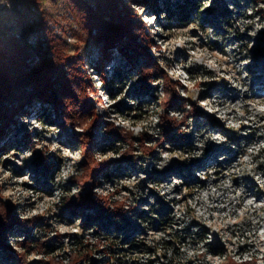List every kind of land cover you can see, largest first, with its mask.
<instances>
[{
  "label": "clouds",
  "instance_id": "9594fccd",
  "mask_svg": "<svg viewBox=\"0 0 264 264\" xmlns=\"http://www.w3.org/2000/svg\"><path fill=\"white\" fill-rule=\"evenodd\" d=\"M126 2L133 17L142 24L134 33L155 58V66L143 67L123 86L114 83V88L121 89L114 96L105 90L104 79L110 74L112 64L99 74L86 58L75 59L74 64L65 67L69 81L76 78L86 81L79 86L72 84L77 99L94 102L91 114L82 115L80 103H74L71 97L63 99L68 113L64 123L72 127L80 140L75 147L56 139L60 127L49 125L42 118L19 117L29 133L38 135L31 137V147L27 150L11 148L0 154V222H7L10 203L19 220L32 229L35 239L10 234L9 247L20 264H74V261L75 264L93 261L98 264H264V95L253 94L252 76L246 70L252 63L250 53L256 39L264 32V0H237L240 8L237 3L229 2L228 10L233 16L227 23L221 22L222 33L211 26H201L199 20V14L211 8L213 0H199L195 20L168 28L158 23L169 22L166 12L157 16L149 14L146 6L136 0ZM34 3L50 29L45 34L52 62L64 65L70 58L82 57L90 33L85 27L87 13L76 7V0H34ZM11 7L12 0H0V8ZM179 53L184 54L181 59H177ZM113 54L119 55V49H113ZM157 66L177 83L175 92L183 101L179 109L169 107L172 93L165 90L164 79L155 75ZM197 66L202 71L192 73L190 69ZM142 77H147L155 89L154 99L143 104L128 95L133 83ZM193 83L199 86L193 88ZM212 84L225 85L229 94L203 95ZM231 93L236 94L235 98ZM121 102L130 108L118 110ZM196 109L205 114L199 120ZM205 116L214 117L226 132L244 139L236 143L219 130L202 127ZM98 119L103 121L101 134L115 130L123 139L111 147L89 151L88 133ZM166 122L178 134H191V146L178 148L165 142L162 126ZM209 143L227 146L236 155L233 159L228 153H221L216 163L194 168L196 183H186L175 175L168 181H154L145 171L131 169L122 176L109 178L103 172L93 176L102 166L107 165L111 170L114 161L125 157L136 161L139 169L150 171L151 164L162 172L173 161L201 160ZM36 151L44 157L55 155L60 161L50 180L51 193L33 187L31 172L16 174L11 164H7L11 162L23 168ZM152 153L157 154L155 158ZM90 159L95 163L81 181ZM249 180L254 187L249 185ZM85 184L93 185L92 194L113 213L131 214L137 207L149 213L147 218L133 217L144 232L122 242V235L98 232L96 225L85 228L82 217L69 221L60 216L73 198L80 201ZM157 197L171 209L166 216L169 223L163 229L153 227V221L161 219L156 210L160 208ZM141 199L147 203L140 204ZM202 229L206 234H201ZM105 236L116 241L117 247H112ZM53 240L54 246L46 247ZM217 240L222 252L213 248Z\"/></svg>",
  "mask_w": 264,
  "mask_h": 264
},
{
  "label": "rangeland",
  "instance_id": "374dc122",
  "mask_svg": "<svg viewBox=\"0 0 264 264\" xmlns=\"http://www.w3.org/2000/svg\"><path fill=\"white\" fill-rule=\"evenodd\" d=\"M116 3L118 10L121 12L122 16L128 15V17L132 18L135 23L133 24V28H140L142 27V24L140 23L138 18L133 17L132 10L129 8L126 0H109ZM26 5L25 7L30 9L29 11L33 14L32 17L24 19L22 17V12L26 11L25 8H21L20 4L21 1L17 2V10L18 12H12L7 8H0V23L1 26L8 30V34H11V38L14 40H17L19 43H28L31 46L35 47L36 49H39L40 52L44 53L45 60L52 62V51L51 47L48 41V38L46 35L44 37L42 36V29L43 32L46 33V31H49L48 25L44 22L42 19L41 13L37 10V6L34 3V0H25L23 1ZM137 3H142L144 6H146L149 14H156L159 16L161 12H166L168 17V23L165 21H158L160 25H162L165 28L171 27V26H184L185 24L181 22L175 21L174 15L171 17L168 9L173 10L176 12L175 7L178 5H184V11L185 6L188 7H194L198 10L199 8V0H163L161 2L160 7L155 11L154 7L151 6V3L153 0H136ZM237 3V0H213V5L211 8L205 10L203 13L199 14V20L201 23V26H211L213 27L218 33H222L224 31L222 27V21L223 23H227L228 18L233 16V13L228 10V3ZM20 3V4H19ZM187 3V4H186ZM14 2H12L13 7ZM28 5V6H27ZM93 5V4H92ZM247 6V5H245ZM237 7L240 8L241 6L239 3H237ZM95 8V5L92 7ZM159 10V11H158ZM182 10V11H183ZM28 11V12H29ZM183 11V12H184ZM183 12L181 13L183 15ZM31 16V15H30ZM197 18V11H190L188 15L189 20H195ZM191 22V21H190ZM188 23V22H187ZM23 24L26 26H29L33 31V35L31 37H23L25 36L24 33L21 32L19 25ZM22 25V26H23ZM86 27V26H85ZM133 29V30H134ZM32 31V32H33ZM96 30L93 29L90 32V38L88 40L87 46L84 50L82 57L77 58H70L66 61V64L63 65V67H60L58 70V66L55 64L56 69L58 71H61L65 73L67 78V72L65 71L66 66H70L75 63V59H81L86 58L87 62L90 64L91 67H98L100 68L102 66L101 73H104L107 69L106 66L109 64H112V69L109 75H106L105 78H114V80L123 86L124 82L130 78V76L136 72H139L143 67H150L155 66V58L150 53V51L146 48L143 41L136 35V39L134 41L141 43L143 47V53H135L131 54L130 51L127 52L128 58H124L122 55H114L113 50L110 52V58L106 61V63H98L99 61V55L101 51L102 42H96L94 41V38L96 37L97 33ZM37 32V33H36ZM135 34V33H134ZM41 37V38H40ZM240 39H243L245 37H239ZM232 42V41H229ZM5 46V44H3ZM217 48H222L221 45L216 44ZM116 49V48H115ZM3 56L8 59V51L6 49H3ZM251 56H252V63L249 64L246 67V70L251 74L252 76V89L253 94L256 96L264 95V86L262 84L264 81H261V78H264V32L260 34V36L256 39V45L251 50ZM177 59H181L184 55L183 53H179ZM186 58V57H183ZM38 54L34 55L32 53L27 59L28 65H36L38 62ZM152 62V64H150ZM8 62H4L3 64L7 65ZM171 63V61H169ZM34 65V66H35ZM33 66V67H34ZM62 68V69H61ZM37 69V68H36ZM34 70V68H33ZM192 73H196L199 71H202L201 68L193 67L190 69ZM155 75L158 77H161L164 79L165 82V90L167 92L172 93V99L170 102L169 107L177 108L179 109L182 104L175 107L176 102L178 101V98H180L176 92L175 89L178 86L177 83L173 80H171L165 73V71L159 66L155 69ZM121 76V77H118ZM263 76V77H262ZM79 79V78H78ZM67 81L71 84V90H72V84L76 81V79ZM259 81V82H258ZM77 82V86L81 85L82 83H86V81H80ZM115 83V82H114ZM108 84L109 86H105V90L111 94L115 95L117 94L121 89H117L113 87V84ZM198 83H193V88L198 87ZM209 90L208 92L204 93L203 95H211L215 92H219L221 95L224 93V95L229 94V90L227 87L223 84L217 85L212 84L208 86ZM228 90V91H227ZM155 89L148 83L147 77H142L139 81L133 83L131 89L129 90L128 95L132 98H136L140 101L141 104H143L146 101H149L151 99H154L153 92ZM261 91V92H260ZM73 95L76 97L75 93L72 90ZM82 95H87V93H83ZM231 95L236 96L235 93H231ZM63 102V99H61ZM73 100V99H72ZM76 100L79 103L80 102L77 97ZM84 101L86 103H89L91 105V110L94 107V102L91 99L86 98ZM75 103V101L73 100ZM179 103V102H178ZM183 103V102H182ZM174 104V106L172 105ZM118 110L124 111L126 109H129L130 106L125 103L121 102L118 106ZM25 110L27 111L26 116L29 117H38L44 119V121L49 125H56L61 128V133L56 139H58L62 144L70 145L75 147L79 142V136L72 130L71 126H67L64 123V117L63 113L59 115V113L55 114V110L53 106L47 105L41 106L39 104H35L34 107H25ZM90 113L82 112V115H90ZM200 109H196V117L199 120L201 116H204ZM10 122V129L6 131L5 140H2L0 143V147H4V151H2L3 154L7 151H9L11 148H16L19 151L27 150L29 147H31V137L33 135H38V133H29L27 131V126L20 122L19 117L16 115H13ZM87 123V121H85ZM103 126L102 119H98L91 132L88 133V135L91 137V143L88 146H92L93 149H105L108 147H111L115 144L116 141L122 140L123 138L119 135L117 131L114 130L116 137L115 141L111 140V138H107L108 133L101 134L100 128ZM199 126V125H198ZM202 127H209L210 129L219 130L223 132L225 135H228L230 139L236 143H239L240 139H244L242 137H237L235 134L231 132H226L223 129V125L220 124L218 120H216L214 117H208L205 116L204 122L201 125ZM163 127V134L165 136V142L171 143L174 147H190L192 144L193 137L191 134H178V131L176 128H173V130L169 131L170 129L167 127L166 123L162 126ZM171 132L170 134H166V132ZM148 139H151L150 137ZM247 139H251V137H248ZM86 142V141H85ZM228 153L230 158H235L236 153L232 151L227 146H216L214 144L209 143V145L206 148L205 156L201 160H193L190 163H179L177 161H173L167 168H165L162 172L157 171L154 168H152L151 164L149 165V169H139L137 167V162L133 161L131 157H125L120 161H114L113 165L114 167L109 170V166L105 165L102 166L101 169H103V174L111 178L112 176H122L128 172L129 169H131L133 172L138 171H145L147 173V176L150 180H160V181H168L169 177L172 175L177 176L178 178H182L185 180L186 183H196L197 178L193 174L194 168H203L208 164L216 163V157L221 153ZM156 153H152V157H156ZM60 161L55 157V155H49L48 157H44L41 152L36 151L32 158L25 161L24 167L20 168L16 166L14 163L7 162V164H11L14 172L16 174H22L24 172H31L32 176L31 178L35 181V184L33 187H35L37 190L45 191L48 193H51L52 186L50 184V180L53 177L54 172L58 169ZM95 161L89 160V166L85 169V175L81 177V181L87 178L88 174L92 170V165H94ZM6 164V166H7ZM100 172V173H101ZM100 173L93 176H97ZM72 182H70L71 184ZM249 185L251 187H254V184L249 180ZM93 185L91 184H85L83 192L81 196L88 195L90 196V205H80L79 202L73 198L71 202L65 205V207L61 210L60 216L67 218L69 221L74 220L77 217L83 218V226L85 228L96 225L98 226V232H103L107 235H122L123 241L122 242H129L134 239V237L138 233L144 232V229L137 223L133 217H140V218H147L149 216V213L140 211L139 207L132 210L131 214L124 213L121 211H117L115 213L109 211L107 208L103 206L101 202H99L95 196L92 194ZM178 191V189H177ZM152 195H156L155 193H152ZM157 202L160 204V208L156 209L161 216V219L159 221H153V227L155 228H161L169 223V219L166 217L168 212L171 211L169 206L164 203L159 197H157ZM140 204L147 203L146 199H141L139 201ZM179 203V201H177ZM72 206H75L78 208L76 210V215L72 211ZM100 208H102V212H100ZM8 209V219L7 222L4 224H7L9 228L7 230L1 232L0 234V264H20V260L17 257V255L11 250V248L8 245V236L11 235H25L28 240H34L35 237L32 236V229L28 227V225L25 222H22L19 220V218L16 215L15 208L9 203L7 204ZM72 209V210H71ZM37 223L43 224L45 221H37ZM202 235L206 234V230L202 229ZM105 240L108 241L109 244L112 245V247H117L116 241L109 239L107 236L104 237ZM55 241H49L46 244V247H53ZM37 247H40L37 245ZM213 248L217 251L222 252L223 248L222 245L219 244V241L217 240L216 243L213 245ZM146 250V249H145ZM79 259V258H77ZM75 264V261H74ZM92 264H98V262L93 261Z\"/></svg>",
  "mask_w": 264,
  "mask_h": 264
},
{
  "label": "trees",
  "instance_id": "16d2710c",
  "mask_svg": "<svg viewBox=\"0 0 264 264\" xmlns=\"http://www.w3.org/2000/svg\"><path fill=\"white\" fill-rule=\"evenodd\" d=\"M18 1H21V4L19 3L20 7L26 9V11L22 12V17L24 19L32 17L33 14L29 11L30 9L26 8V5H23V1L25 0H12L14 4L9 10L18 12ZM162 1L163 0H153L151 6L154 7L155 11L160 7ZM94 5L95 8H92ZM76 7L87 13L85 26L89 30V33L93 29L96 30L95 32L97 35L94 41L103 43L100 51L101 55H99L98 58V63H100V65L106 63L110 58V52L115 48L119 49V54L124 56V58H128L127 52L129 51L131 54L143 53L142 44L134 41L136 39L133 30L135 21L126 14L123 17L116 3L109 0H76ZM175 7H177L176 12L170 9H168V12L171 17L174 15L175 21L181 22V24L192 21L188 19V15L190 11H197L196 8L188 6H185L186 9L184 11V5L177 4ZM182 12L183 15L181 14ZM22 25L23 24H20L19 27L21 32L25 35L23 37H31L34 31L29 26ZM43 31L42 29L41 37L46 35ZM11 36V34H8V30L3 28L0 24V143L2 140H5L6 131L10 129L12 116L16 115L20 117L27 114L25 107H34L35 104L45 107L51 105L55 110V114L59 113L60 115L63 113L62 115L65 117L68 113L65 111V105L61 99L71 97L75 103H79L72 93L71 84L67 81L66 74L58 71L63 65H57V70L55 64L45 60L44 53L40 52L39 49H36L28 43H19L17 40L11 38ZM3 44H5V46ZM3 49L9 52L7 56L8 59L3 56ZM32 53H34V55L38 54L39 59L36 65L34 64L35 66L32 65L31 67V65L27 64L26 60L29 59ZM5 61L8 62L7 65L3 64ZM150 64H152V62ZM98 65L93 67L97 74L102 71V66L99 68ZM104 79L106 81L105 86L119 81L114 80L112 77L109 79L104 77ZM76 81L79 82V79L76 78ZM76 81L74 83L77 84ZM182 102L181 98H178L175 107L182 104ZM172 105L174 106V104ZM90 110L91 105H89V103H86V101L80 103L81 114H83L82 112H84V114L87 112L90 113ZM37 118H40V116ZM166 125L170 129L169 131L173 130L174 127L170 123L166 122ZM169 131L166 132V134H170L171 132ZM105 137L115 141L116 134L112 131ZM4 149V147H0V153H2ZM88 150L92 151L94 149L92 146H88ZM101 171H103V169L93 174L96 175ZM79 204H87L89 206L90 196H81ZM72 209L74 213L78 210L75 206H72ZM102 211V208H100V212ZM89 225L90 224H88V227ZM4 228L7 230L9 226L0 222V234L4 231ZM48 248L51 249V247Z\"/></svg>",
  "mask_w": 264,
  "mask_h": 264
},
{
  "label": "bare ground",
  "instance_id": "6f19581e",
  "mask_svg": "<svg viewBox=\"0 0 264 264\" xmlns=\"http://www.w3.org/2000/svg\"><path fill=\"white\" fill-rule=\"evenodd\" d=\"M263 77V76H262ZM261 81H264V78H261ZM259 82V81H258ZM262 86H264V83L262 84ZM228 91V90H227ZM261 92V91H260ZM222 95H224V93H222ZM233 96V95H232ZM233 98H235V96H233Z\"/></svg>",
  "mask_w": 264,
  "mask_h": 264
}]
</instances>
